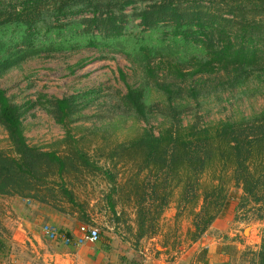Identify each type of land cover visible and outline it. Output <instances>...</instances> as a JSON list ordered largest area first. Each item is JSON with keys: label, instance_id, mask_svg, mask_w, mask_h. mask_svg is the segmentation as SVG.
Listing matches in <instances>:
<instances>
[{"label": "trees", "instance_id": "1", "mask_svg": "<svg viewBox=\"0 0 264 264\" xmlns=\"http://www.w3.org/2000/svg\"><path fill=\"white\" fill-rule=\"evenodd\" d=\"M83 49L126 56L154 79L171 105V124L159 136L145 130L116 146L111 156H141L142 169L155 167L166 184L186 176L185 195L191 202L200 178L222 167L243 191L240 208L253 204L256 218L264 221V110L240 121L185 126L180 118L184 110L175 109L177 100H197L202 91L264 85V0H0V78L29 59ZM145 83L144 88L129 87L122 102L137 118L147 120L150 82ZM46 107L64 126L78 113L72 98L47 100ZM23 109L0 90V126L11 144L9 153L0 149V197L28 199L68 213L46 199L47 192L55 198L60 193L79 207L66 186L68 168H77L78 160L87 169H104L81 152L74 160L31 146ZM204 198L194 242L229 204L221 185ZM7 251L0 239L1 259L9 256ZM250 254L247 264H264V231L260 250Z\"/></svg>", "mask_w": 264, "mask_h": 264}, {"label": "rangeland", "instance_id": "2", "mask_svg": "<svg viewBox=\"0 0 264 264\" xmlns=\"http://www.w3.org/2000/svg\"><path fill=\"white\" fill-rule=\"evenodd\" d=\"M146 80L150 82L146 89L150 115L144 120L129 111L122 99L129 87H146ZM155 84L154 79L149 80L126 56L95 49L29 59L0 78V90L6 91L13 103L24 107L23 125L31 146L74 160L81 152L104 169L103 172L87 169L78 160L77 168H68L66 186L73 192L79 207L68 203L60 193L55 198L47 192L46 199L66 210L76 226L87 224L105 234L112 233L109 228H117V232L133 236L135 240L154 238L155 242L133 244L137 248L150 244L152 251L182 257L190 251L193 253L194 244L201 242L204 236L194 242L195 221L205 203V193L221 185L229 197V204L214 223L218 222L217 232L222 234V243L237 254L234 264H247L245 259L251 257V252L259 251L262 245L264 221L256 218L251 208L253 204L244 210L240 208L244 195L241 187L231 181V171L219 167L206 172L200 178L197 197L191 202L190 196L185 195L186 176L166 184L155 167L142 169L141 156H111L116 146L135 140L145 130L159 136L170 126L167 113L171 105ZM65 98L74 99L78 109L72 120L67 121V126L58 124L46 107L47 100ZM177 104L175 109L184 110L180 118L185 126L240 121L264 110V85L252 82L231 90L220 87L202 91L197 100L179 99ZM68 133L71 138H67ZM0 149L11 151L2 126ZM39 205L28 199L0 197V239L5 241L9 256L27 253L26 248L13 244L18 231L16 221L32 219V212ZM83 215L88 222H94L84 221ZM9 256L5 258L7 264Z\"/></svg>", "mask_w": 264, "mask_h": 264}, {"label": "crops", "instance_id": "3", "mask_svg": "<svg viewBox=\"0 0 264 264\" xmlns=\"http://www.w3.org/2000/svg\"><path fill=\"white\" fill-rule=\"evenodd\" d=\"M32 216V219L16 221L18 231L13 244L26 248L27 253L19 257L11 254L8 264H234L237 256L228 245L222 243V234L217 232L218 222L204 234L201 242L194 244L196 249L193 253L190 251L178 257L173 253L152 251L150 244L137 248L134 242H155L156 239L144 237L135 240L133 236L117 232V228H109L110 234L101 232L96 243L87 240L78 245L76 242L81 237V224L76 226L70 214L39 205ZM45 225L56 227L61 236L72 238L74 243L67 245L63 238L49 240L42 231ZM5 261L0 258V264H7Z\"/></svg>", "mask_w": 264, "mask_h": 264}, {"label": "built area", "instance_id": "4", "mask_svg": "<svg viewBox=\"0 0 264 264\" xmlns=\"http://www.w3.org/2000/svg\"><path fill=\"white\" fill-rule=\"evenodd\" d=\"M43 234L51 241H57L59 238H63L65 244H73L74 241L68 236H61L58 229L51 225H45L43 227ZM81 234L80 239L77 240L76 244H83L85 241L90 240L93 243H96L100 239V232L97 228L91 227L89 225H81L79 228Z\"/></svg>", "mask_w": 264, "mask_h": 264}]
</instances>
